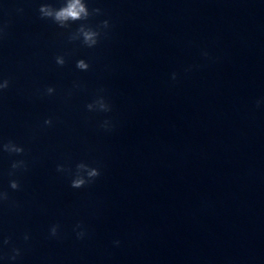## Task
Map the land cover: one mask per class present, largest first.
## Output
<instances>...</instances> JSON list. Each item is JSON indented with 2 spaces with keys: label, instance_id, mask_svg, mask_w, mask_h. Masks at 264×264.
<instances>
[{
  "label": "clouds",
  "instance_id": "1",
  "mask_svg": "<svg viewBox=\"0 0 264 264\" xmlns=\"http://www.w3.org/2000/svg\"><path fill=\"white\" fill-rule=\"evenodd\" d=\"M40 13L41 19H51L54 23H56L61 28H68L71 23L76 21H86L92 15L93 13H99L100 9H93L92 12L89 11L87 4L84 2V0H64L63 4L56 8L52 6L51 4H41V6L38 9ZM102 28H108L109 22L107 20L102 22V25L99 26ZM101 35V32L98 29H94L92 27L87 26L86 24H81L79 28L76 30L74 34H72L69 39L70 40H76L82 38V43L89 47H95L99 42V37ZM55 62L58 66L63 67L65 64V58L62 55H58L55 57ZM76 68L81 71H87L89 69V64L83 60L80 59L76 62ZM173 78H175V74H173ZM10 81L7 79H4L0 81V92H3L9 87ZM46 94L51 96L54 94L55 89L53 87H47L45 90ZM94 104H99V110L100 111H110V106L105 102L103 97H99L96 99L93 103H89L86 105V108L88 111L94 110ZM44 124L47 126L52 125V119L48 118L45 119ZM105 129L109 127V122L105 121L102 125ZM3 151L8 152L10 154H22L24 149L20 146H17L13 142L9 141L8 143L3 144ZM12 172L9 173V175H14L15 171L21 168L26 169L25 162L15 161L11 165ZM58 172H67L72 176L71 179V187L75 189L82 188L88 184H91L95 181L97 177L100 175V171L96 167H91L90 165L86 163H78L75 168V172L73 173L72 170L66 169L63 165L57 166ZM9 187L12 190H19L20 185L19 182L15 179L9 181ZM9 200V194L7 191H0V203H4ZM77 228H82V225H77ZM59 225L54 224L49 229V235L52 238H58L59 235ZM86 235V232L81 230L77 231L76 236L77 239H83ZM24 239L27 241L29 237L25 235ZM3 245H8L10 243L9 238H4L2 241ZM115 243H119V241H116ZM20 255V249L13 247L11 249V255L9 256V259L12 261H15L16 258Z\"/></svg>",
  "mask_w": 264,
  "mask_h": 264
}]
</instances>
